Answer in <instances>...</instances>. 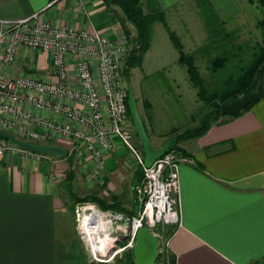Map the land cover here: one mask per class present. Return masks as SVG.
<instances>
[{
  "label": "crops",
  "instance_id": "1",
  "mask_svg": "<svg viewBox=\"0 0 264 264\" xmlns=\"http://www.w3.org/2000/svg\"><path fill=\"white\" fill-rule=\"evenodd\" d=\"M251 1L211 4L224 16L237 18L247 13ZM157 2L168 11L186 0ZM41 9L57 24L95 27L109 35L123 31L103 0H0V17L5 19ZM1 70L8 76L32 72L54 79L48 54L40 50L20 48L15 63ZM113 142L114 148L104 152L103 184L128 194L134 187L131 179L137 182V164L118 136ZM52 143L69 152L70 139L58 137ZM180 145L191 160L179 167L180 221L169 237L173 264H264V98ZM64 159L0 155V264H80L87 259L84 246L67 233L57 192V180L67 168Z\"/></svg>",
  "mask_w": 264,
  "mask_h": 264
},
{
  "label": "built area",
  "instance_id": "2",
  "mask_svg": "<svg viewBox=\"0 0 264 264\" xmlns=\"http://www.w3.org/2000/svg\"><path fill=\"white\" fill-rule=\"evenodd\" d=\"M20 48L47 52L54 79L32 72L6 75L1 66L13 65ZM127 50V36L121 32L109 35L95 27L57 24L44 9L16 19L0 17V128L33 142L70 139L69 152L96 182L103 180L104 152L114 148L113 136H118L143 168L142 184L136 187L140 206L128 213L88 200L76 206V229L90 259L109 262L121 251H132L137 230L147 225L158 236L156 264H173L171 234H162L156 227L179 223V167L191 158L170 148L145 166L141 151L131 143L133 122L122 72ZM5 153L55 157L0 138V155ZM90 209L108 225V238L89 239L85 234L83 213Z\"/></svg>",
  "mask_w": 264,
  "mask_h": 264
},
{
  "label": "trees",
  "instance_id": "3",
  "mask_svg": "<svg viewBox=\"0 0 264 264\" xmlns=\"http://www.w3.org/2000/svg\"><path fill=\"white\" fill-rule=\"evenodd\" d=\"M103 1L108 10L117 14L124 33L131 38L132 45L124 56V68L122 69L126 77L129 75L128 70L131 67L141 65L143 54L152 38L153 24L160 21L166 27L178 52L177 62L185 67L187 79L190 85L196 89L199 100V104L195 108L196 115H194L196 123L183 128L172 126L169 132H166L167 135L170 133L168 138H176V142L171 148L180 153L186 155L184 148L180 145L181 141L201 136L213 123L223 122L232 117V115H225L221 112V106L224 103L255 90L258 84L264 87V0H254L259 10V15L254 22V28L257 30L256 35L250 34V31L244 35L242 24L230 26L229 23H232L234 18L221 16L220 12L212 6L211 0H186L195 4L206 31L203 40L190 50L184 49L176 32L168 27L166 11L159 6L157 0ZM143 103L144 114H140L150 136L145 119L149 121L151 119L152 103L148 98H144ZM251 104L253 102L249 103L245 109ZM127 112L131 118L128 104ZM135 134L138 137L136 131ZM139 150L144 156L141 142ZM65 159L67 168L62 181L64 188L70 195H73L75 201L88 199V196L79 198L74 191L73 154L68 152ZM135 175L137 180L142 175L140 164L136 168ZM89 200L96 202L102 208L111 207L121 210L119 205L108 204L99 196H90ZM134 212L135 210L128 213ZM166 227L164 234L170 235L175 225ZM122 264H134L132 251L124 254Z\"/></svg>",
  "mask_w": 264,
  "mask_h": 264
},
{
  "label": "rangeland",
  "instance_id": "4",
  "mask_svg": "<svg viewBox=\"0 0 264 264\" xmlns=\"http://www.w3.org/2000/svg\"><path fill=\"white\" fill-rule=\"evenodd\" d=\"M247 9V13L240 14V16L234 18L232 23H229V25L233 26L236 24H242L244 35H247L249 31L251 32L250 34L256 35L257 30L254 28V22L255 18L259 15L256 2L252 0L250 3H248ZM219 12L221 16H224L221 11ZM166 22L168 27L176 32L180 41L183 43L184 49L186 50L194 48L203 40L206 35L205 27L203 26L201 18L199 17L198 10H196L195 4L190 1L181 2L177 7H175V9L166 11ZM121 33L125 34L124 31H121ZM127 40L129 50L131 48L132 42L131 38L128 36ZM127 52L124 56H126ZM124 56L122 59V69L124 68ZM177 56V49L175 48L166 27L160 21H156L153 24V34L150 47L144 53L141 65L131 67L128 70L129 75L127 77L123 74L126 84L128 81L131 82L133 92L138 103V108L142 115L144 114L143 99L148 98L152 103L150 108L151 119L150 121L145 119V122L149 130L152 143L155 147L160 146L165 140L168 139V135L170 133L168 135L167 133L172 126L183 128L196 123V120H194V115H196L195 108L199 104V100L197 99L196 95V89L190 85L187 79L185 67L177 62ZM8 66L9 65H3L1 67L5 68ZM201 67L203 66L201 65ZM129 127L132 131L131 143L135 148L139 149L140 140L135 134L133 123L130 124ZM7 142L11 143L10 141ZM52 142H54L53 139ZM132 157L136 161L138 167L139 163H137L138 161L134 153ZM74 168V191L81 199L84 196H88L89 198L75 201L73 195H70L68 190L64 188L62 181L64 180L66 169L61 171L63 175L61 179L57 180L56 186L57 192L61 196L63 208L65 210L63 215L66 219V223H68L67 229L69 232L67 233L69 236H72L73 239H76L78 244L84 246L82 248L87 252L85 243L80 238V234L76 229V206L87 202L90 199V196H99V198H102V200L106 201L108 204L117 206L119 205L121 207L119 209L121 210L126 212H132L134 210L136 211L139 208L141 201V193L136 190V187L142 184L143 168L142 175L137 180V182H133V179H131V185L134 183V187L131 189L130 193L128 192V194L126 193L127 190L118 193V191L107 189L103 184L104 178L102 182H96L92 179H89L87 177V173L82 171L81 165L78 164L75 158ZM122 186L123 187L121 188L123 189L127 187L125 186V182L122 184ZM102 189H105L106 193H103ZM166 226L167 225L159 224L156 227V230L163 234L164 229L167 228ZM71 241L70 245L72 244ZM76 250L77 247H73L71 249L72 254L74 256L76 255L75 257L79 261L80 253L75 252ZM129 251H131V249L121 251L114 257L112 261L109 262H96L91 260L89 253L85 252L87 259L84 262L79 261V263L122 264L124 254ZM74 256L73 258H75ZM82 256L85 257L84 254Z\"/></svg>",
  "mask_w": 264,
  "mask_h": 264
},
{
  "label": "water",
  "instance_id": "5",
  "mask_svg": "<svg viewBox=\"0 0 264 264\" xmlns=\"http://www.w3.org/2000/svg\"><path fill=\"white\" fill-rule=\"evenodd\" d=\"M260 98H264V87L258 84L255 90L249 91L241 96L234 97L230 101L221 106V112L225 115H238L247 105ZM127 104L130 109V114L134 129L140 139L144 156L143 161L145 166H149L153 161L161 156L165 151L169 150L176 142L175 137H170L165 140L160 146L155 147L152 143L142 116L140 114L138 103L133 92L131 82H127ZM0 137L10 140L12 143L21 148L43 152L60 158H65L68 154L67 149L58 143H40L33 142L17 137L14 133L0 128ZM126 238V234L123 235ZM158 236L147 225L140 227L135 235V243L132 248L134 264H156L159 256L158 252ZM96 261V260H94ZM99 262V261H96Z\"/></svg>",
  "mask_w": 264,
  "mask_h": 264
},
{
  "label": "bare ground",
  "instance_id": "6",
  "mask_svg": "<svg viewBox=\"0 0 264 264\" xmlns=\"http://www.w3.org/2000/svg\"><path fill=\"white\" fill-rule=\"evenodd\" d=\"M83 214L82 228L89 239L95 238L96 240L98 236L102 239L108 238V225L93 210L90 209Z\"/></svg>",
  "mask_w": 264,
  "mask_h": 264
}]
</instances>
